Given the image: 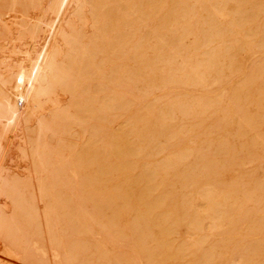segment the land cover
I'll return each instance as SVG.
<instances>
[{
  "label": "rangeland",
  "instance_id": "rangeland-1",
  "mask_svg": "<svg viewBox=\"0 0 264 264\" xmlns=\"http://www.w3.org/2000/svg\"><path fill=\"white\" fill-rule=\"evenodd\" d=\"M143 1L0 0V264H264V0Z\"/></svg>",
  "mask_w": 264,
  "mask_h": 264
},
{
  "label": "bare ground",
  "instance_id": "bare-ground-1",
  "mask_svg": "<svg viewBox=\"0 0 264 264\" xmlns=\"http://www.w3.org/2000/svg\"><path fill=\"white\" fill-rule=\"evenodd\" d=\"M71 0H63V6L65 5H67L69 2H70ZM145 1V0H144ZM143 1V2H144ZM153 1V0H152ZM155 1V0H154ZM175 2H179V1H177V0H174ZM174 1H173V3H174ZM181 1V0H180ZM194 1V0H193ZM207 1V0H206ZM230 1V0H229ZM156 2V1H155ZM203 2V1H202ZM217 2V1H216ZM215 2V3H216ZM218 2H220V1H218ZM243 2V1H242ZM250 2V1H249ZM120 3V2H119ZM131 3V5H132V2H130ZM137 3V2H136ZM164 3V2H163ZM162 3V4H163ZM201 3V2H200ZM224 3H225V1H224ZM233 3H234V1H233ZM118 4V3H117ZM161 4V5H162ZM209 4H210V2H209ZM235 4V3H234ZM237 4V3H236ZM235 4V5H236ZM61 5V4H60ZM77 5V4H76ZM107 5H108V3H107ZM160 5V6H161ZM238 5V4H237ZM62 6V7H63ZM130 6V5H129ZM214 6V5H213ZM243 6V5H242ZM61 7V8H62ZM144 7V6H143ZM151 7V6H150ZM150 7H149V9H150ZM172 7H173V5H172ZM222 7V6H221ZM241 7V6H240ZM58 8H60V7H58ZM148 8V7H147ZM176 8V7H175ZM175 8H174V11H175ZM258 8H259V6H258ZM161 9V8H160ZM159 9V10H160ZM182 9V8H181ZM212 9V8H211ZM210 9V10H211ZM61 10V9H60ZM119 10V9H118ZM141 10V9H140ZM158 10V9H157ZM172 10V9H171ZM178 10H179V8H178ZM204 10V9H203ZM234 10V9H233ZM260 10V9H259ZM117 11V10H116ZM126 11V10H125ZM213 11H215L216 13H218L215 9H213ZM227 11V10H226ZM166 12V11H165ZM170 12V11H169ZM176 12V11H175ZM210 12V11H209ZM251 12V11H250ZM121 13V12H120ZM132 13H134L133 11H132ZM140 13H142L143 14V12L142 11H140ZM206 13V12H205ZM204 13V14H205ZM56 14H57V12H56ZM60 14V13H59ZM175 15H176V13H174ZM227 14H229V12L227 13ZM244 14V13H243ZM13 15V14H12ZM147 14H145V16H146ZM152 15V14H151ZM215 15V14H214ZM232 15V14H231ZM234 15H235V12H234ZM239 15H240V13H239ZM56 16H58V14L56 15ZM55 16V17H56ZM60 16H62V14L60 15ZM68 16H70V15H68ZM157 17H158V14L156 15ZM171 16H173L172 15V12H171ZM181 16L183 17V12H181ZM103 17V16H102ZM147 17V16H146ZM180 17V16H179ZM181 17V18H182ZM191 17V16H190ZM212 17H213V15H212ZM245 17V16H244ZM61 17H59L58 16V19H60ZM135 18V17H134ZM137 18V17H136ZM136 18H135V20H136ZM143 18V17H142ZM148 18V17H147ZM198 18H200V17H198ZM206 18H207V16H206ZM240 18V17H239ZM249 18V17H248ZM247 18V19H248ZM55 19V18H54ZM56 20L55 21V25H57L56 23H57V21H59V20ZM165 19V18H164ZM174 19V18H173ZM188 19V18H187ZM194 19V18H193ZM205 19V18H204ZM213 19V18H212ZM234 19V18H233ZM238 19V18H237ZM250 20H251V17L249 18ZM139 20H141V19H139ZM148 20V19H147ZM177 20V19H176ZM182 20V19H181ZM211 20V19H210ZM217 20V19H216ZM236 20V19H235ZM234 20V21H235ZM255 20V19H254ZM253 20V21H254ZM145 20L143 19V22H144ZM205 22H206V20H204ZM204 21L202 22V23H204ZM53 22V21H52ZM91 22V21H90ZM132 22V21H131ZM161 22H163V21H161ZM165 22H166V20H165ZM194 21H192L191 23L189 22V26H190V24H191V27H189V28H191V30H192V23H193ZM209 23H210V21H208ZM232 22V21H231ZM236 22V21H235ZM247 22H249V21H247ZM246 22V23H247ZM252 22V21H251ZM250 22V23H251ZM264 22V21H263ZM63 23V22H62ZM140 23V22H139ZM142 23V22H141ZM167 23H168V21H167ZM170 24H171V22H169ZM245 23V22H244ZM53 24V23H52ZM136 24H138L137 22H136ZM146 24V23H145ZM160 24V23H159ZM163 24V23H162ZM162 24H161V26H162ZM178 24V23H177ZM184 24V23H183ZM200 24V23H199ZM198 24V25H199ZM206 24H207V22H206ZM221 24V23H220ZM232 23H230V25H231ZM254 24V23H253ZM257 24V23H256ZM63 25V24H62ZM129 25L130 24H128V26L127 27H129ZM135 25V24H134ZM198 25H196L197 27H198ZM202 25H204V24H202ZM58 26V25H57ZM164 27H165V25H163ZM180 26H181V23H180ZM186 26H187V24H186ZM200 26L201 25H199V29H200ZM214 26V25H213ZM222 26V25H221ZM220 26V27H221ZM248 26V25H247ZM51 27V26H50ZM49 27V28H50ZM55 27V26H54ZM140 27V26H139ZM159 27V26H158ZM167 27V26H166ZM171 27V26H170ZM169 27V28H170ZM224 27V26H223ZM227 27H231V26H227ZM101 28H102V26H101ZM182 28V27H181ZM194 28H195V26H194ZM193 28V29H194ZM140 29V28H139ZM171 29V28H170ZM182 29H184V28H182ZM196 29V28H195ZM205 29V28H204ZM211 29V28H210ZM52 30V29H51ZM56 30V29H55ZM187 31V30H186ZM188 31H189V29H188ZM196 31H197V29H196ZM214 31V30H213ZM262 31V30H261ZM102 32V31H101ZM154 32V31H153ZM176 32V31H175ZM194 32H195V30H194ZM52 33V32H51ZM158 33V32H157ZM188 33V32H187ZM53 34H54V31H53ZM92 34V33H91ZM126 34V33H125ZM176 34V33H175ZM190 34H191V32H190ZM213 34V33H212ZM163 35V34H162ZM161 35V36H162ZM196 35H197V32H196ZM239 35V34H238ZM51 36H53L52 34H51ZM51 36H50V41H51ZM105 36V35H104ZM139 36V35H138ZM164 36V35H163ZM191 36H193L192 34H191ZM246 36V35H245ZM264 36V35H263ZM159 37H160V35H159ZM198 37V36H197ZM207 37V36H206ZM213 37V36H212ZM211 37V38H212ZM149 38V37H148ZM163 38V37H162ZM194 38H195V36H194ZM208 38H210V36L208 35ZM208 38H207V40H208ZM216 38V37H215ZM95 39V38H94ZM106 39V38H105ZM142 39V38H141ZM159 38H157L156 40H158ZM176 39V38H175ZM111 40V39H110ZM129 40V39H128ZM160 40V39H159ZM179 40V39H178ZM177 40V41H178ZM197 40V39H196ZM199 40V39H198ZM202 40L203 41H205V38H202ZM221 40V39H220ZM258 40V39H257ZM49 41V42H50ZM98 41V40H97ZM261 41V40H260ZM158 42V41H157ZM164 42V41H163ZM167 42V41H166ZM166 42H165V44H166ZM176 42V41H175ZM199 42V41H198ZM211 42H212V40H211ZM234 42V41H233ZM100 43V42H99ZM139 43V42H138ZM142 43V42H141ZM154 43V42H153ZM172 43V42H171ZM178 43V42H177ZM176 43V44H177ZM203 43V42H202ZM221 43V42H220ZM264 43V42H263ZM48 44L49 43H47V46H48ZM79 44V43H78ZM90 44V43H89ZM118 45H120V43H117ZM164 43H162V45H163ZM181 44V43H180ZM230 44V43H229ZM256 44V43H255ZM261 44V43H260ZM139 45H140V43H139ZM159 45H161V41L159 42ZM204 46H205V43L203 44ZM209 45V44H208ZM84 46H85V44H84ZM90 46V45H89ZM141 46V45H140ZM164 46V45H163ZM203 46V47H204ZM207 46V45H206ZM215 46V45H214ZM217 46V45H216ZM261 46H263V44L261 45ZM123 47H125V46H123ZM129 47V46H128ZM152 47V46H151ZM158 47V46H157ZM172 47V46H171ZM180 47V46H179ZM257 47V46H256ZM260 47V46H259ZM134 48H135V46H134ZM199 48V47H198ZM46 49V48H45ZM129 49V48H128ZM140 49V48H139ZM162 49V48H161ZM171 49V48H170ZM204 49V48H203ZM47 50V49H46ZM132 50V49H131ZM155 50H157V49H155ZM194 50V49H193ZM223 50V49H222ZM221 50V51H222ZM51 51V50H50ZM205 51H207V50H205L204 49V52ZM210 51V50H209ZM228 51V50H227ZM123 52V51H122ZM126 52V51H125ZM124 52V53H125ZM128 52V51H127ZM225 52H226V50H225ZM98 53V52H97ZM157 53V52H156ZM156 53H155V55H156ZM170 53H171V51H170ZM175 53V52H174ZM201 53H203V52H201ZM200 53V54H201ZM210 53V52H209ZM40 54V53H39ZM45 54V53H44ZM61 54V53H60ZM206 54H208V51H207V53ZM210 54H213V52H211ZM104 55V54H103ZM127 55V54H126ZM124 56V55H123ZM141 56V55H140ZM200 56V55H199ZM43 57V56H42ZM47 57V56H46ZM158 57V56H157ZM184 57V56H183ZM219 57H220V53H219ZM227 57H228V55H227ZM116 58V57H115ZM209 59L210 57L208 56V57H206V59ZM226 58V57H225ZM232 58V57H231ZM38 59H39V55H38ZM155 59H156V57H155ZM124 60V59H123ZM142 60H143V57H142ZM229 60V59H228ZM232 60V59H231ZM40 59H39V64H40ZM158 61H160L159 59H158ZM202 62H203V60H201ZM98 62V61H97ZM140 62H141V60H140ZM144 62H145V60H144ZM208 62V61H207ZM42 63V62H41ZM78 63V62H77ZM113 63V62H112ZM206 63V62H205ZM209 63V62H208ZM220 63V62H219ZM237 63V62H236ZM145 64V63H144ZM210 64H211V61H210ZM212 64H213V61H212ZM211 64V65H212ZM41 65H43V64H41ZM109 65V64H108ZM40 66V65H39ZM168 66V65H167ZM198 66V65H197ZM202 66V65H201ZM208 66V65H207ZM207 66H205L206 67V69L208 68V70H210L209 69V67H207ZM34 67V66H33ZM42 67V66H41ZM228 67V66H227ZM2 68V67H1ZM188 68V67H187ZM211 68V67H210ZM44 69V68H43ZM52 69H53V67H52ZM51 69V70H52ZM147 69V68H146ZM189 69V68H188ZM197 69V68H196ZM199 69H200V67H199ZM201 69H203L202 67H201ZM205 69V68H204ZM205 69V70H206ZM218 69V68H217ZM31 70H33V69H31ZM37 70L38 69H36L35 71H36V73H37ZM173 70H174V68H173ZM233 70H234V68H233ZM239 70V69H238ZM252 70H253V67H252ZM20 71V70H19ZM53 71V70H52ZM71 71V70H70ZM143 71V70H142ZM158 71V70H157ZM230 71V70H229ZM195 72V71H194ZM194 72H193V75H194ZM206 72V71H205ZM258 72V71H257ZM126 73V72H125ZM128 73V72H127ZM220 73V72H219ZM235 73V72H234ZM75 74V73H74ZM159 74V73H158ZM198 74H201V72L200 71H198ZM203 74V73H202ZM209 74V73H208ZM208 74H207V76H208ZM256 74V73H255ZM258 74H259V72H258ZM47 75V74H46ZM88 75V74H87ZM251 75V74H250ZM253 75V74H252ZM34 76H35V74L32 72V73H27L25 70H22L20 73H19V75H18V78L16 79V82H17V84H16V86L14 87V92L15 93H19L21 90H22V86H23V84H25V83H27V84H29V88L32 86V84H33V80H34ZM56 76H58V75H56ZM17 77V76H16ZM77 77H78V75H77ZM125 77V76H124ZM196 77V76H195ZM217 77V76H216ZM37 78V77H36ZM82 78V77H81ZM84 78V77H83ZM58 79V78H57ZM128 80V79H127ZM177 80V79H176ZM222 80V79H221ZM35 81V80H34ZM111 81V80H110ZM109 81V82H110ZM87 82V81H86ZM113 82V81H112ZM158 82V81H157ZM36 83V82H35ZM89 83V82H88ZM129 83V82H128ZM130 83H131V81H130ZM161 83V82H160ZM210 83V82H209ZM98 84V83H97ZM121 84V83H120ZM166 84V83H165ZM164 84V85H165ZM192 84V83H191ZM258 84V83H257ZM102 85H104L105 86V84H101V86ZM127 85V84H126ZM160 85V84H159ZM204 85V84H203ZM217 85V84H216ZM262 85V84H261ZM89 86V85H88ZM123 86H125V81H124V85ZM122 86V87H123ZM128 86V85H127ZM120 87V86H119ZM174 87H175V84H174ZM12 88V87H11ZM27 88H28V86H27ZM90 88V87H89ZM109 88H111V87H109ZM126 88V87H125ZM188 88V87H187ZM227 88V87H226ZM31 90L32 91H34V90H39V91H42L41 89H38V88H34V86H33V88H31ZM142 90H143V88H142ZM44 91H46V90H44ZM43 91V92H44ZM112 91V90H111ZM125 91V90H124ZM129 91H130V88H129ZM132 91V90H131ZM161 91V90H160ZM169 91V90H168ZM222 91V90H221ZM110 92V91H109ZM113 92V91H112ZM120 92V91H119ZM171 92V91H170ZM101 93V92H100ZM116 93V92H115ZM126 93H128V91L126 92ZM1 95V94H0ZM41 95H44V94H42L41 93ZM68 95H69V92H68ZM85 95H86V93H85ZM116 95H117V93H116ZM110 96V95H109ZM0 97H2V96H0ZM80 97V96H79ZM83 97V96H82ZM140 97V96H139ZM138 97V98H139ZM76 98V97H75ZM128 98V97H127ZM124 99V98H123ZM122 99V100H123ZM172 99V98H171ZM185 99V98H184ZM247 99V98H246ZM261 99H262V97H261ZM122 100H121V102H122ZM204 100H205V98H204ZM126 101V100H125ZM152 101V100H151ZM211 101V100H210ZM213 101V100H212ZM204 102V101H203ZM220 102V101H219ZM142 103V102H141ZM112 104H114L113 102H112ZM140 104V103H139ZM168 104V103H167ZM176 104V103H175ZM210 104V103H209ZM164 105H165V103H164ZM184 105H185V102H184ZM197 105H198V103H197ZM228 105V104H227ZM245 105V104H244ZM180 106V105H179ZM199 106V105H198ZM208 106V105H207ZM213 106V105H212ZM19 107H21V105L19 106ZM18 107V108H19ZM35 107H37L38 108V105H37V103H36V106ZM40 107V106H39ZM104 107V106H103ZM192 107H195V106H192ZM218 107V106H217ZM185 108L186 107H183V109L185 110ZM190 108V107H189ZM129 109V108H128ZM182 109V110H183ZM192 109V108H191ZM243 110H244V108H242ZM127 110V109H126ZM160 110V109H159ZM176 110H178L177 108H176ZM109 111V110H108ZM224 111V110H223ZM15 112V111H14ZM150 112H151V110H150ZM163 112H164V110H163ZM172 112V111H171ZM180 112V111H179ZM185 112H187V111H185ZM181 113H182V111H181ZM236 114V113H235ZM118 115V114H117ZM120 115V114H119ZM160 115H162V113H160ZM164 115V114H163ZM116 116V115H115ZM157 116V115H156ZM191 116V115H190ZM195 116V115H194ZM197 116V115H196ZM118 117V116H117ZM169 117V116H168ZM192 117V116H191ZM118 118H120V116L118 117ZM159 118H160V116H159ZM226 118V117H225ZM117 119V118H116ZM155 119V118H154ZM157 119V118H156ZM129 120V119H128ZM146 120V119H145ZM166 120V119H165ZM222 120V119H221ZM230 120V119H229ZM115 121V120H114ZM200 122V121H199ZM150 123V122H149ZM160 123V122H159ZM162 123V122H161ZM160 123V124H161ZM150 125V124H149ZM154 125V124H153ZM162 125V124H161ZM164 125V124H163ZM187 125V124H186ZM155 126V125H154ZM179 127H180V125H178ZM193 126V125H192ZM219 126V125H218ZM176 127V126H175ZM178 127V128H179ZM148 129V128H147ZM150 129V128H149ZM158 130H159V128H158ZM241 130V129H240ZM137 131H138V129H137ZM140 131V130H139ZM156 131V130H155ZM175 132V131H174ZM243 132V131H242ZM149 133V132H148ZM162 133V132H161ZM248 133V132H247ZM133 134V133H132ZM136 134V133H135ZM192 134V133H191ZM210 134V133H209ZM254 134V133H253ZM187 135H189V134H187ZM146 136V135H145ZM155 136H157V137H160V136H158V132H156V135ZM154 136V137H155ZM135 137V136H134ZM157 137L155 138L156 139V141H157ZM250 137V136H249ZM124 138V137H123ZM136 138H137V136H136ZM142 138H144V137H142ZM150 138V137H149ZM182 138V137H181ZM222 138V137H221ZM244 138V137H243ZM154 139V138H153ZM224 139V138H223ZM139 140V139H138ZM227 140V139H226ZM239 140H240V138H239ZM132 142V141H131ZM174 142V141H173ZM224 142V141H223ZM228 142V141H227ZM238 142V141H237ZM250 142V141H249ZM113 143V142H112ZM169 143V142H168ZM152 145V144H151ZM220 145V144H219ZM222 145V144H221ZM230 145V144H229ZM247 145V144H246ZM211 147H212V145H211ZM222 148V147H221ZM202 149H204L203 147H202ZM210 149V148H209ZM208 149V150H209ZM219 150V149H218ZM225 150H223V152H224ZM226 151H227V149H226ZM125 152H126V150H125ZM264 152V151H263ZM146 153H148V151L146 150ZM203 153V152H202ZM140 154V153H139ZM216 155V154H215ZM124 157V156H123ZM155 157V156H154ZM197 157V156H196ZM223 157V156H222ZM236 157H238V156H236ZM112 158V157H111ZM126 158V157H125ZM124 158V159H125ZM127 158H129V156L127 157ZM198 158V157H197ZM214 158V157H213ZM239 158V157H238ZM254 158V157H253ZM231 159H233V157L231 158ZM193 160V159H192ZM195 160V159H194ZM221 160V159H220ZM248 160V159H247ZM128 162V161H127ZM193 162V161H192ZM230 162V161H229ZM249 162V161H248ZM116 163H117V161H116ZM123 163V162H122ZM179 164V163H178ZM235 164V163H234ZM122 165V164H121ZM160 165V164H159ZM231 167V166H230ZM198 168V167H197ZM203 168H205V167H203ZM213 168V167H212ZM201 169H202V167H201ZM210 169V168H209ZM208 169V170H209ZM126 170H128V169H126ZM171 170V169H170ZM203 170V169H202ZM206 170V169H205ZM129 171H131V170H129ZM168 171V170H167ZM176 171V170H175ZM174 171V172H175ZM226 171V170H225ZM172 172V171H171ZM202 172H204V170L202 171ZM208 172V171H207ZM147 173V172H146ZM194 173H195V171H194ZM225 173V172H224ZM124 174V173H123ZM126 174H128L127 173V171H126ZM173 174V173H172ZM187 174V173H186ZM203 174V173H202ZM223 174V173H222ZM162 176V175H161ZM193 177V176H192ZM235 177V176H234ZM154 178V177H153ZM168 178V177H167ZM190 178V177H189ZM200 178V177H199ZM170 179V178H169ZM129 180V179H128ZM135 180H137V178L135 179ZM172 180H174V179H172ZM233 180V179H232ZM123 181V180H122ZM121 181V182H122ZM125 181H126V178H125ZM120 182V181H119ZM143 182H144V180H143ZM158 182H160V181H158ZM162 182V181H161ZM191 182V181H190ZM213 182V181H212ZM137 183V182H136ZM117 184V183H116ZM195 184H196V182H195ZM120 185V184H119ZM146 185V184H145ZM138 186V185H137ZM205 186V185H204ZM127 188V187H126ZM143 188H144V186H143ZM150 188V187H149ZM149 188H147V189H149ZM152 188V187H151ZM169 188V187H168ZM208 188H210V187H208ZM147 189L145 190V192L147 191ZM156 189V188H155ZM192 189V188H191ZM151 190V189H150ZM150 190H148V191H150ZM210 190V189H209ZM118 191V190H117ZM166 191H168V190H166ZM185 191V190H184ZM161 192V191H160ZM218 192H220L219 191V189H218ZM234 192V191H233ZM117 193V192H116ZM153 193H155V192H153ZM143 194L144 195H146L147 196V194H145L144 192H143ZM150 194H152V193H150ZM208 194V192H206V195ZM174 195V194H173ZM191 195V194H190ZM138 196V195H137ZM139 196H140V194H139ZM157 196H159V195H157ZM171 196V195H170ZM208 196V195H207ZM198 197H200L201 199H203L204 198V195H199ZM247 197V196H246ZM142 198V197H141ZM143 198H144V196H143ZM142 198V199H143ZM152 198H155V197H152ZM192 198V197H191ZM206 198V197H205ZM120 199V198H119ZM139 199V198H138ZM145 199H147V198H145ZM211 203H209V205H210V207H212V211H215L214 213H216V210L217 211H219L221 214H224L226 211H227V209L225 208L227 205H226V203H225V199L224 198H222V197H217V198H213V199H209V198H207ZM238 199V198H237ZM248 199V198H247ZM122 200V199H121ZM130 200V199H129ZM144 200V199H143ZM148 200V199H147ZM170 200V199H169ZM186 200V199H185ZM196 200V199H195ZM151 201V200H150ZM247 202V201H246ZM148 203V202H147ZM151 203V202H150ZM193 203V202H192ZM200 203V202H199ZM204 203H201V205L200 206H202ZM245 204V203H244ZM124 205V204H123ZM145 207H146V205L147 204H143ZM156 205V204H155ZM169 205V204H168ZM238 205H239V203H238ZM141 206V205H140ZM153 206V205H152ZM179 206V205H178ZM148 207V206H147ZM146 207V208H147ZM180 207V206H179ZM194 207V206H193ZM241 207H243V205L242 206H240L239 207V209H241ZM246 207V206H245ZM146 208H144V212L146 213ZM153 208H154V206H153ZM195 208V207H194ZM197 208V207H196ZM226 209L225 210V212H224V209ZM148 209H149V207H148ZM182 208L180 207V210H181ZM234 209H235V206H234ZM237 209V211H238V208H236ZM137 210V209H136ZM154 210V209H153ZM183 210V209H182ZM197 210H199V209H197ZM229 210V209H228ZM175 211V210H174ZM185 212H186V210H184ZM184 211H183V213H184ZM240 211V210H239ZM238 211V212H239ZM153 212V211H152ZM172 212V211H171ZM241 212V211H240ZM240 212H239V215H240ZM139 213V212H138ZM141 213V212H140ZM143 213V212H142ZM163 213V212H162ZM227 213H228V211H227ZM150 214V213H149ZM185 214V213H184ZM195 214V216L194 217H190V219H189V221H190V223H189V228L190 229H192V230H194V231H197V230H200V229H202V227H203V225H202V223H201V221H202V219H200V215H198V214H196V213H194ZM203 214V213H202ZM237 214V213H236ZM151 215V214H150ZM186 215V214H185ZM245 215V214H244ZM140 216H141V214H140ZM146 216H148V215H146ZM157 216V215H156ZM223 216V215H222ZM222 216H218V217H215V216H213V212H211V214H209V215H207L206 217H207V219H208V226L211 228V230L213 231V234H214V232H215V230L217 231L218 229H220L222 226H223V221L225 220H223V217ZM238 216V215H237ZM248 215H246V217H247ZM149 217V216H148ZM225 217H226V214H225ZM235 217V216H234ZM239 217V216H238ZM237 217V218H238ZM242 217V216H241ZM240 217V218H241ZM140 218V217H139ZM141 218H142V216H141ZM146 218V217H145ZM184 218H186V217H184ZM239 218V219H240ZM150 219H151V217H150ZM155 218H153V220H154ZM181 219V218H180ZM140 220V219H139ZM149 220V218L146 220V221H148ZM162 220V219H161ZM177 220H179V219H177ZM188 220V219H187ZM230 220H233V222H234V219L232 218V219H230ZM236 221V220H235ZM259 221V220H258ZM132 222V221H131ZM143 221L141 220V223H142ZM154 222V221H153ZM187 222V221H186ZM204 222H205V220H204ZM227 222H229V221H227ZM233 222H231V225L233 226ZM253 222V221H252ZM166 223V222H165ZM168 223V222H167ZM172 224V223H171ZM183 224V223H182ZM181 224V225H182ZM235 224V223H234ZM130 225V224H129ZM138 224H136V226H137ZM142 225V224H141ZM141 225H140V227H141ZM144 225V224H143ZM150 225H152V221H151V224ZM156 225H157V222H156ZM169 225V224H168ZM206 225V224H205ZM237 225V224H236ZM249 225V224H248ZM135 226V227H136ZM167 226V225H166ZM171 226V225H170ZM230 226V225H229ZM132 227V226H131ZM130 227V228H131ZM180 227V226H179ZM184 227H188V226H185L184 225ZM184 227H183V231H184ZM133 228V227H132ZM137 228H138V226H137ZM146 228V227H145ZM161 228H162V226H161ZM249 228V227H248ZM258 228V227H257ZM164 229V228H163ZM163 229H161L162 231L161 232H166V230H164L163 231ZM188 229V228H187ZM186 229V230H187ZM189 229V230H190ZM231 229H233V228H231ZM251 229V228H250ZM256 229V228H255ZM134 230H135V228H134ZM133 230V231H134ZM139 230V229H138ZM181 230V229H180ZM222 230V229H221ZM239 230V229H238ZM147 231H149V230H147ZM170 231V233H171V230H169ZM237 231V230H236ZM255 231V230H254ZM200 232V231H199ZM249 232V231H248ZM253 232V231H252ZM134 233V232H133ZM159 233V232H158ZM173 233V232H172ZM193 233H195V232H193ZM209 233V232H208ZM219 233V232H218ZM135 234H137V233H135ZM140 234V233H139ZM149 234V233H148ZM162 234V233H161ZM167 235V233H163V235ZM201 234V233H200ZM204 234V233H203ZM217 234V232H215V235ZM138 235V234H137ZM159 235H160V233H159ZM202 235V234H201ZM209 235H211V234H209ZM136 236V235H135ZM212 236V235H211ZM214 236V235H213ZM153 237V236H152ZM170 237V236H169ZM178 237V236H177ZM205 236H202V238H204ZM138 238V237H137ZM136 238V239H137ZM164 238H166V237H164ZM219 238V237H218ZM155 239V238H154ZM227 239V238H226ZM229 239V238H228ZM263 239V238H262ZM139 240H140V237H139ZM259 240V239H258ZM138 241V240H137ZM161 241V240H160ZM156 242V241H155ZM199 242H200V240H197V241H195V244L194 245H196V246H198L199 245ZM217 242V241H216ZM260 242V241H259ZM168 243V242H167ZM197 243H198V245H197ZM214 243V242H213ZM231 243V242H230ZM256 243H257V241H256ZM262 243V242H261ZM161 244H162V242H161ZM170 244V243H169ZM249 244V243H248ZM171 245V244H170ZM178 245V244H177ZM259 245V244H258ZM149 246V245H148ZM156 246V245H155ZM160 246V245H159ZM139 247V246H138ZM208 247V246H207ZM253 247H254V244H253ZM149 248H150V246H149ZM160 248V247H159ZM217 248V247H216ZM220 248V247H219ZM218 248V249H219ZM246 248V247H245ZM254 248H256V246L254 247ZM254 248H253V250H254ZM154 249V248H153ZM158 249V248H157ZM161 249V248H160ZM175 249V248H174ZM198 249V248H197ZM139 250H140V248H139ZM138 250V251H139ZM144 250V249H143ZM146 250H148L147 248H146ZM195 250V249H194ZM220 250V249H219ZM256 250H258V247L256 248ZM163 251H164V249H163ZM246 251V250H245ZM255 251V250H254ZM259 251V250H258ZM140 252V251H139ZM153 252V251H152ZM174 252V251H173ZM202 252V251H201ZM248 251H246V252H244L245 254L247 253ZM249 252H252V250L251 251H249ZM263 252V251H262ZM141 253V252H140ZM145 253V252H144ZM163 253V252H162ZM161 253V254H162ZM196 253V252H195ZM253 254H254V252H252ZM150 254V253H149ZM241 256H240V258H238L239 260L237 261L239 264H257V263H255V260H254V256L253 255H248V254H246V255H248V256H245L244 254H243V252L241 251ZM257 254V253H256ZM147 255V254H146ZM156 255V254H155ZM176 255V254H175ZM175 255H173L174 257H175ZM187 255V254H186ZM192 255V254H191ZM199 255H201V254H199ZM165 256V255H164ZM171 256H172V254H171ZM177 256V255H176ZM202 256V255H201ZM256 256V255H255ZM147 257V256H146ZM166 257V256H165ZM167 257H168V255H167ZM184 257V256H183ZM153 258V257H152ZM167 259V258H166ZM198 259V258H197ZM220 259V258H219ZM133 260V259H132ZM131 260V261H132ZM145 260V259H144ZM154 260V259H153ZM155 260H156V258H155ZM199 260H201V257H200V259ZM158 262H160V261H158ZM181 262V261H180ZM233 262V261H232ZM236 262V263H237ZM162 263V262H161ZM164 263V262H163ZM196 264H198L199 263V261H196L195 262ZM158 264V263H157ZM165 264V263H164ZM206 264V263H205ZM233 264V263H232ZM263 264V263H262Z\"/></svg>",
  "mask_w": 264,
  "mask_h": 264
}]
</instances>
